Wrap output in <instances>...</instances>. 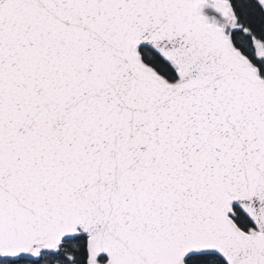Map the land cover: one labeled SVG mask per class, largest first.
Wrapping results in <instances>:
<instances>
[{
  "label": "snow or ice",
  "instance_id": "obj_1",
  "mask_svg": "<svg viewBox=\"0 0 264 264\" xmlns=\"http://www.w3.org/2000/svg\"><path fill=\"white\" fill-rule=\"evenodd\" d=\"M0 264H264V0H0Z\"/></svg>",
  "mask_w": 264,
  "mask_h": 264
}]
</instances>
